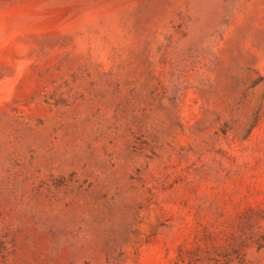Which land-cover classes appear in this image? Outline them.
Listing matches in <instances>:
<instances>
[{"label":"rangeland","instance_id":"1","mask_svg":"<svg viewBox=\"0 0 264 264\" xmlns=\"http://www.w3.org/2000/svg\"><path fill=\"white\" fill-rule=\"evenodd\" d=\"M0 264H264V0H0Z\"/></svg>","mask_w":264,"mask_h":264}]
</instances>
